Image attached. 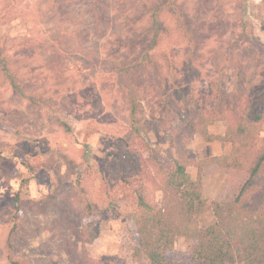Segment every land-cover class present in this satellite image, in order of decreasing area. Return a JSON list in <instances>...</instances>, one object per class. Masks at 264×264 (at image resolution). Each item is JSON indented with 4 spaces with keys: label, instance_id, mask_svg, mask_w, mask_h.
<instances>
[{
    "label": "rangeland",
    "instance_id": "374dc122",
    "mask_svg": "<svg viewBox=\"0 0 264 264\" xmlns=\"http://www.w3.org/2000/svg\"><path fill=\"white\" fill-rule=\"evenodd\" d=\"M175 1L173 14L168 6L159 17L165 30L151 51L160 68L165 72L177 67L186 88V76L195 71L187 75L184 63L197 59L199 98L211 83L231 91L243 72L258 86L260 98L264 0ZM152 2L0 0V51L18 61L11 66L23 91L43 96L38 106L30 105L0 72V264H13L10 245L13 258L27 264H152L135 256L138 233L132 208L141 185L148 200L162 201L152 180L160 182L164 176L154 164L172 168L176 160L187 158L194 162L187 172L196 181L197 164L230 154V144L177 131L154 117L157 105L152 109L151 97L138 87L147 81L146 65L131 75L132 83L119 72V63L140 59L152 39L151 18L145 12ZM180 10L199 29L187 55L189 38L178 25ZM127 94L137 96L148 146L137 147L122 172L113 156L119 151L115 137L134 132ZM225 130L223 121L209 127L214 136ZM230 172V167L217 164L203 167L207 205L197 216L200 228L216 222V204L233 200ZM90 201L96 211L87 219ZM89 220L101 233L86 245L82 230ZM193 243L191 238L177 239L174 264H206L192 258Z\"/></svg>",
    "mask_w": 264,
    "mask_h": 264
},
{
    "label": "trees",
    "instance_id": "16d2710c",
    "mask_svg": "<svg viewBox=\"0 0 264 264\" xmlns=\"http://www.w3.org/2000/svg\"><path fill=\"white\" fill-rule=\"evenodd\" d=\"M150 4L151 8H146L145 12L151 18L149 31L153 33L152 39L144 47L140 59H123L119 63V72L126 81L132 83L129 80L131 75L146 65L147 81L138 87L151 97L152 109L157 105L153 115L161 124L167 125L169 122L177 131L197 132L207 141L217 140L230 144L232 149L228 155L210 158L197 164L199 172L196 181L187 172L188 167L194 163L187 158L176 160L172 168L154 164L158 174L164 178L160 182H156L155 178L152 183L157 185L163 198L160 203H155L148 200L145 185L137 190L132 208L138 233L135 256H144L152 264H174L171 254L176 241L185 237L194 240L191 247L194 260L206 264H264V72L260 98H256L258 86L243 72H239L231 91L224 92L218 83H211L203 97L199 98L196 95L195 80L198 68L194 66L197 59L189 58L184 63L187 75L195 71L194 75L186 76L185 88L179 80L177 67L164 72L151 54L159 43L161 32L165 30L159 19L164 7L170 6L168 12L173 14L172 7L178 4L175 0H154ZM180 11L182 20L178 25L183 35L189 38L187 55L194 43L192 37L198 36L199 29L192 25L185 11ZM119 42L125 44L123 47L129 46V42H123V39ZM13 59L0 51V72L9 79L15 92L30 105L38 106L43 96L23 91L22 84L17 80L18 74L12 72L11 61L13 64L18 63ZM125 98L130 107V131L134 132L128 137H115L119 151L113 158L122 172L129 168V161L135 157L137 147L146 149L148 146L144 134L147 124L138 118L137 96L127 94ZM219 121L226 123V130L224 135L214 136L209 127ZM170 139L174 141L171 133ZM207 163L230 167V184L235 192L230 202L216 204V222L200 228L197 216L207 205L203 198L201 174ZM85 210L87 219L94 216L96 208L92 201L87 203ZM100 233V227L89 220L82 230V242L86 245L92 244L99 239ZM12 255L10 245L8 257L11 263L27 264L14 259Z\"/></svg>",
    "mask_w": 264,
    "mask_h": 264
}]
</instances>
